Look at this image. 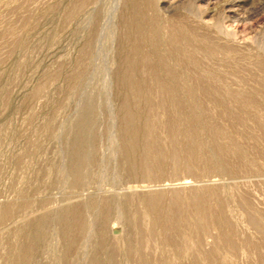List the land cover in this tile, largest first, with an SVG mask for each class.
<instances>
[{
  "label": "rangeland",
  "instance_id": "374dc122",
  "mask_svg": "<svg viewBox=\"0 0 264 264\" xmlns=\"http://www.w3.org/2000/svg\"><path fill=\"white\" fill-rule=\"evenodd\" d=\"M136 23L158 77L181 79L178 111L151 87L136 100L120 84ZM126 99L136 138L122 132ZM176 192L181 225L170 228ZM137 247L143 264H264V0H0V264H142Z\"/></svg>",
  "mask_w": 264,
  "mask_h": 264
},
{
  "label": "bare ground",
  "instance_id": "6f19581e",
  "mask_svg": "<svg viewBox=\"0 0 264 264\" xmlns=\"http://www.w3.org/2000/svg\"><path fill=\"white\" fill-rule=\"evenodd\" d=\"M137 3V2H136ZM135 3V4H136ZM136 11V10H135ZM137 13V12H136ZM152 20V19H151ZM158 23V22H157ZM156 23L154 22V20L153 21H151V25L149 26L150 27V30H149V36H148V38L150 39H152L153 41H154V44L156 43H158V42H156L160 37H158L159 36V30H158V27L155 25ZM133 25V24H132ZM135 26V34L134 35H136V37L134 36V39H133V43H132V48L128 51V54H127V57L125 58V62L123 63V65L122 66H124V68L122 69V74H121V77H120V84L122 85V86H124V87H126L129 91H131V95L130 96H132L134 99H136V98H139L141 95H143V93L145 92L144 90H145V88H146V90H148V91H151V89H153V91H151V92H155L156 94H157V97L156 98H158V96H159V104L161 105V106H170L171 107V109H176L177 111H178V109H180L181 107L183 108V104H181V98L179 99L178 97H181V96H177V94L175 93V91H176V86H177V81L179 80V78L177 79L176 78V76L172 73V71H170L169 72V79L168 80H165V79H160L159 77H158V75L156 74V65L155 64H153L154 63V61L152 62L151 61V59H150V57H149V55L147 54V52H144L143 51V49H142V44L144 43L143 42V38H144V35H143V33L144 32H142V26H141V24H139V23H136V24H134ZM144 26V25H143ZM197 28V27H196ZM185 29V28H184ZM166 30V29H165ZM190 30H192V29H190ZM189 30V31H190ZM174 31V30H173ZM189 31H188V35H189ZM169 34V33H168ZM170 35V34H169ZM168 35V36H169ZM172 36V35H171ZM173 36H174V33H173ZM180 36H182V35H180V33L178 34V33H176L175 32V36L174 37H172L173 38V42L174 41H176L178 38H180ZM187 36V35H186ZM183 37V36H182ZM190 38V37H189ZM157 39V40H156ZM167 39V41H168V39L169 38H166ZM165 39V40H166ZM191 39V38H190ZM169 40H171V39H169ZM208 40V39H207ZM178 41V40H177ZM148 42V41H147ZM150 42H152V41H150L149 40V43ZM162 42V41H161ZM161 42H160V44H161ZM165 42V41H164ZM148 43V45L150 46V44H152V43H150L149 44ZM168 43V42H167ZM178 43V42H177ZM176 43V44H177ZM188 43V42H187ZM207 44L209 43L208 41L206 42ZM147 44V43H146ZM179 44V43H178ZM177 44V45H178ZM212 44V43H211ZM144 45V44H143ZM158 45V44H157ZM164 46H166L165 44H163ZM156 46V45H155ZM181 46V45H180ZM179 46V47H180ZM147 47V46H146ZM150 47H152V46H150ZM159 47V46H158ZM168 47V46H167ZM167 47H166V51H168L167 50ZM144 48V47H143ZM152 49V48H151ZM154 49H156L155 47H154ZM173 49V48H172ZM184 49V48H183ZM158 50H159V48H158ZM174 50V49H173ZM180 51H182L181 50V47H180V49H179ZM145 51H146V49H145ZM175 51V50H174ZM169 52H171V51H169ZM186 52V51H185ZM175 53V52H174ZM179 54V53H178ZM185 54V53H184ZM159 55H161L162 57H163V54H159ZM176 55H177V51H176ZM180 55V54H179ZM154 56V55H153ZM153 56H152V58H153ZM166 56H167V54H166ZM169 56V55H168ZM167 56V57H168ZM184 56V55H183ZM182 56V57H183ZM156 57V56H155ZM154 57V58H155ZM164 58H166L165 57V55H164ZM180 58V57H179ZM187 58V57H186ZM161 58L159 57V59H158V63H162L161 61H159ZM163 59V58H162ZM167 59V58H166ZM169 59V58H168ZM188 59H190L189 57H188ZM156 60V59H155ZM164 60V59H163ZM177 60H178V58H177ZM182 60V59H181ZM165 61V60H164ZM163 61V62H164ZM170 62H171V60H169ZM192 60H190V62H191ZM193 62V61H192ZM195 62V61H194ZM166 63H167V65H168V62H164V64H165V68L167 67L166 66ZM188 63V62H187ZM163 64V63H162ZM171 65H173V63H171ZM192 65V64H191ZM190 65V66H191ZM194 66H195V63L193 64ZM197 65V64H196ZM174 66V65H173ZM173 66H171V67H173ZM176 66V65H175ZM171 67H170V69H171ZM184 67V66H183ZM197 67V66H196ZM161 68H163V67H161ZM169 68V67H168ZM174 68V67H173ZM121 69V68H120ZM143 69H147L148 70V72H149V74L151 75V77L150 76H148V77H146V74H145V77L146 78H151L150 79V81L149 80H145V79H143V78H141V75L139 76V74H141V72H143L142 70ZM159 69V67L157 68V70ZM177 69V68H176ZM164 70V69H163ZM165 70H167V68L165 69ZM164 72V71H163ZM144 73V72H143ZM160 73V72H159ZM180 73V72H179ZM182 73V72H181ZM211 73V72H210ZM144 75V74H143ZM184 75V74H183ZM215 75V74H214ZM163 76H165V75H163ZM166 76H167V74H166ZM212 76H213V73H212ZM143 77V76H142ZM219 77V76H218ZM168 78V77H167ZM181 78V77H180ZM184 79V78H183ZM183 79H182V81H183ZM190 79L191 78H189V81H190ZM195 79V78H194ZM198 79V78H197ZM196 79V80H197ZM181 80V79H180ZM179 80V81H180ZM202 80V79H201ZM186 81V80H185ZM184 81V82H185ZM220 81V80H219ZM192 82V81H191ZM209 82V81H208ZM224 82V81H223ZM186 83V82H185ZM195 83H196V81H195ZM201 83V82H200ZM200 83H198L199 85H200ZM216 83V82H215ZM222 83V82H221ZM180 84H181V82H180ZM188 84V83H187ZM206 84V83H205ZM205 84L204 85H202V88H201V90H202V92H203V96L204 97H207V98H210L212 101H217V99H216V97H215V95L214 94H212L211 93V91H210V89H212V88H214V86L215 85H213V87L212 88H210V89H208V87H210V86H208V87H205ZM212 84H214V83H212ZM219 84V83H218ZM198 85V86H199ZM187 86V85H186ZM201 86V85H200ZM150 87H151V89H150ZM185 87V86H184ZM189 87V86H188ZM193 87V86H192ZM178 88V87H177ZM180 88V87H179ZM187 88V87H186ZM196 88L197 89H199L197 86H196ZM226 88V87H225ZM150 89V90H149ZM181 89V88H180ZM182 89H185V88H182ZM194 89L195 88H188V92H189V94L192 96V92L194 91ZM196 89V90H197ZM218 89H220V87H218ZM217 89V90H218ZM195 90V91H196ZM213 90V89H212ZM215 90V89H214ZM220 90H222V88L220 89ZM226 90V89H225ZM229 90V89H228ZM227 90V91H228ZM184 91V90H183ZM216 91V90H215ZM214 91V92H215ZM181 92V91H180ZM187 92V91H186ZM230 92H231V90H230ZM232 92H234V91H232ZM231 92V95L233 94ZM182 93V92H181ZM197 93V92H196ZM205 93H207V94H205ZM226 93V92H225ZM243 93V92H242ZM239 94L238 92H237V94L236 93H234L235 95H233L232 97L230 96V98H234V96H235V98H237V102L238 101H240L241 99H244V96L245 95H243V94ZM147 94V93H146ZM152 94V93H151ZM150 94V95H151ZM155 94V95H156ZM185 94V93H184ZM245 94V93H244ZM145 95V94H144ZM154 95V94H153ZM189 95V96H190ZM195 95H198V94H195ZM201 95V94H200ZM217 95V94H216ZM219 95V94H218ZM228 95V94H227ZM149 96V95H148ZM185 96V95H184ZM186 96H188V95H186ZM188 96V97H189ZM190 96V97H191ZM193 96H194V93H193ZM192 96V98H194ZM248 96V95H247ZM247 96H245V97H247ZM131 97V98H132ZM142 97V96H141ZM150 97V96H149ZM201 97V96H200ZM249 97H251V96H249ZM143 98H144V96H143ZM152 98V97H151ZM184 98H187V97H184ZM192 98L190 99L191 100V102L192 101H194V100H192ZM198 98V97H197ZM238 98H241L240 100H238ZM203 98H201V100H202ZM252 100H253V98H251ZM129 99H126V101H124V103H123V105H122V113H123V115H122V123H121V125H122V132H125L127 135H134V137L136 138V136H137V134H138V131L140 130V129H138V127H137V123H136V119H138V118H136L135 119V113L133 112V111H131V110H129V103H130V100L128 101ZM137 100V99H136ZM150 100V99H149ZM155 100V99H154ZM183 100V99H182ZM186 100V99H185ZM204 100V99H203ZM234 100V99H233ZM245 101H247V100H249L248 99V97H247V100H246V98L244 99ZM151 101V100H150ZM149 101V102H150ZM157 101V100H156ZM155 101V102H156ZM196 101V100H195ZM199 101V100H198ZM243 101V100H242ZM245 101H243L242 103H244ZM251 100H249V102H250ZM140 102H142V101H140ZM144 102H146V101H144ZM188 102V101H187ZM190 102V103H191ZM241 102V101H240ZM152 103H154L153 101H152ZM197 102H195L194 104H196ZM214 103V102H213ZM216 103V102H215ZM134 104H135V102H134ZM147 104V103H146ZM158 104V105H159ZM200 104V103H199ZM198 104V105H199ZM202 104V103H201ZM200 104V105H201ZM139 105H141V104H139ZM144 105V104H143ZM158 105H156V107L158 106ZM190 105V104H189ZM197 105V104H196ZM196 105L195 106H193V104H192V106H190V108L191 107H196ZM199 105V106H200ZM142 106V105H141ZM150 106V105H149ZM198 106V107H199ZM249 106V105H248ZM132 107V106H131ZM140 107V106H139ZM144 107H145V105H144ZM159 107V106H158ZM169 107V108H170ZM186 107V106H185ZM243 107V106H242ZM246 107H247V105H246ZM245 107V108H246ZM147 108V107H146ZM150 108V107H149ZM167 108V107H166ZM190 108L188 109V111L190 110ZM153 109H154V107H153ZM153 109H151V110H153ZM160 109H162V108H160ZM159 109V110H160ZM165 108H163V110H164ZM196 109V108H195ZM150 110V111H151ZM160 111V112H164V111ZM165 110H167V109H165ZM148 111V110H147ZM169 111V110H168ZM176 111V112H177ZM184 111V110H183ZM185 111H186V109H185ZM184 111V112H185ZM192 111H194V110H190V112H192ZM169 112H172V111H169ZM174 112V111H173ZM181 112V111H180ZM184 112H182V116H183V113ZM190 112L189 113H187L186 112V114H190ZM228 112H230V111H228ZM164 113H166V112H164ZM178 113V112H177ZM149 114H151V113H149ZM169 114V113H168ZM138 115V114H137ZM165 115V114H164ZM163 115V116H164ZM172 115V114H171ZM179 115H181V113L179 114ZM192 115V114H191ZM198 115H200V113L198 114H193V116L192 117H194L195 119H196V122H197V118H199V116ZM140 116V115H139ZM138 116V117H139ZM177 116V115H176ZM137 117V116H136ZM152 117H153V115H152ZM172 117H173V115H172ZM185 117V116H184ZM170 118V117H169ZM175 118V117H174ZM178 118H179V116H178ZM177 118V119H178ZM181 118V117H180ZM189 119V118H188ZM192 119V118H191ZM172 120H174V119H172ZM171 120V121H172ZM185 120H186V118H185ZM200 120V119H199ZM142 121V120H141ZM181 121V120H180ZM138 122V121H137ZM184 122V121H183ZM183 122H182V124H183ZM186 122V121H185ZM192 123L193 124V122L192 121H189V123ZM178 123H179V120H178ZM181 123V122H180ZM198 123H200V122H198ZM142 124V123H141ZM195 124V123H194ZM85 125H86V121L85 122H83L82 123V125L81 126H83V128L85 127ZM139 125V124H138ZM143 126H141L142 127V132L147 136H144V137H146V138H150L151 139V141H152V135H153V132H155L154 130L156 129V127L154 126V122H153V120L151 119V118H146V120L144 121V124H142ZM169 125V124H168ZM180 125V124H179ZM196 125H198V124H195V126ZM173 126H174V124H173ZM183 127H185V125L183 124L182 125ZM181 126V127H182ZM188 126V125H187ZM191 126V125H190ZM195 126H194V128H195ZM154 127H155V129H154ZM180 127V128H181ZM182 127V128H183ZM193 127V126H192ZM82 128V127H81ZM165 128V127H164ZM171 128V127H170ZM179 128V129H180ZM176 129H178V126H177V128H175V130ZM171 130V129H170ZM169 130V131H170ZM172 130H173V133H174V129L172 128ZM187 130V129H186ZM190 130V129H189ZM195 130V129H194ZM179 131V130H178ZM140 132V131H139ZM159 132V131H158ZM175 132H177V131H175ZM156 133V132H155ZM123 134V133H122ZM172 134V133H171ZM174 134H176V133H174ZM179 134H182V131L179 133ZM167 135H170V134H167ZM185 135H187V137H188V143H187V148H185L186 147V145H185V149H187L188 151H190V150H193V151H195L194 149H195V147H194V149H193V138L191 137V134L188 132V133H185ZM156 136V135H155ZM154 136V137H155ZM172 136H173V134H172ZM141 137H143L142 135H141ZM176 137V136H175ZM182 137H184V136H182ZM157 138V137H156ZM179 138V137H178ZM158 139V138H157ZM157 139H155V140H157ZM145 140V139H144ZM154 140V139H153ZM126 141V140H125ZM130 141V148H133L132 150H131V154H133L135 151H133L134 150V147H136L135 146V142H136V140L134 139V142H132L131 140H129ZM146 141V140H145ZM149 141V140H148ZM148 141L146 142V143H148ZM143 142V141H142ZM150 142V141H149ZM153 142V141H152ZM145 143V142H144ZM153 143H155V142H153ZM141 146H142V144H140ZM149 145H151V144H147V147L146 148H144V152L143 151H141V152H143V156L141 155V157L143 158V164L144 165H146L147 164V158H149L148 156H149ZM140 146V149L142 148ZM195 146V145H194ZM129 147H127L124 143H123V154L125 155L124 157L127 159L126 161H128L129 160V156H126L127 155V153H126V150L129 148ZM154 147V146H153ZM130 148H129V150H130ZM183 148V147H182ZM198 148V147H197ZM143 149V148H142ZM152 148H150V150H151ZM199 149V148H198ZM198 149H197V151H198ZM154 150V149H153ZM176 150V149H175ZM180 150V149H179ZM161 151V150H160ZM173 151V150H172ZM182 151H184V150H182ZM199 151H200V149H199ZM152 152V151H151ZM169 152H170V150H169ZM174 152V151H173ZM172 152V153H173ZM177 152H179V151H177ZM185 152V151H184ZM201 152V151H200ZM158 153H159V151H158ZM186 153V152H185ZM193 153H195V152H193ZM131 154H130V157H131ZM154 154H156V153H154ZM164 154V153H163ZM169 154H171V152L169 153ZM184 154V153H183ZM188 154V153H187ZM186 154V155H187ZM162 154H160V156H161ZM165 155V154H164ZM166 155H167V153H166ZM180 155H182V154H180ZM186 155H183L184 157L186 156ZM189 155V154H188ZM152 156V155H151ZM150 156V157H151ZM156 156V155H155ZM191 156V155H190ZM172 157H173V159H174V161H176L177 160V153H173L172 154ZM181 157V156H180ZM179 157V158H180ZM195 157V156H194ZM152 158V157H151ZM157 158V157H156ZM169 158V157H168ZM140 160V159H139ZM151 160V159H150ZM158 161V160H157ZM157 161H154V163H150V164H152V165H154L155 164V162H157ZM206 162V161H205ZM139 163V162H138ZM149 163V162H148ZM172 163H175V162H172ZM159 165H160V163H158ZM143 165V166H144ZM148 165V164H147ZM151 165V166H152ZM141 166V165H140ZM142 166V167H143ZM150 166V165H149ZM157 165H154V167H156ZM146 167V166H145ZM148 167V166H147ZM149 168H151V167H148L147 169L149 170ZM170 168V167H169ZM145 169V168H144ZM146 169V170H147ZM155 169H158L157 167L155 168ZM154 169V170H155ZM151 174V173H150ZM148 175H149V173H148ZM173 193H175V192H173ZM177 193V192H176ZM195 193V192H194ZM194 193L193 194H191V202H192V204H193V207H194V209H195V211H196V213H197V215H199L200 217L202 216V214H203V210H202V208H201V206H200V204H199V201L197 200L198 198V194H195V195H197V196H195L194 195ZM180 196V195H179ZM179 196H178V193H177V195L175 196V197H173L172 198V200H171V202H169L168 204H170L169 205V207L167 208V211H168V213L170 214V216L169 217H167V218H169L168 219V221H167V224H168V226L171 228L173 225H175L177 228L181 225V224H179V219H181V214L179 215L178 213H179V208H178V205L180 204V203H178V201H180V199H179ZM149 198H151V199H147V204H148V207H149V210H150V212H151V216L152 217H154L156 214H159V212H158V209H156L155 210V208H156V204H155V195L152 197H149ZM197 198V199H196ZM162 199V198H161ZM170 199V198H169ZM76 211H77V220H76V222H75V229L79 232V233H82L83 231H84V223H83V218H82V216L80 217V215H81V211H79V209L78 208H76ZM194 211V212H195ZM193 213V212H192ZM150 215H148V216H150ZM183 215V214H182ZM185 215V214H184ZM185 216H187V215H185ZM156 217V216H155ZM158 217V216H157ZM156 217V218H157ZM159 217H160V215H159ZM197 217V216H196ZM153 220V219H152ZM139 227V226H138ZM140 230V229H139ZM143 231V230H142ZM141 234V233H140ZM139 236V235H138ZM133 250H134V254L136 253V255H138V262H140V261H144L145 259H143V254H141L140 252H139V250H138V247H137V249L135 248H133ZM30 253H31V249L28 251V259H29V257H31L30 256ZM132 262V261H131ZM140 263H142V262H140ZM143 264V263H142Z\"/></svg>",
  "mask_w": 264,
  "mask_h": 264
}]
</instances>
